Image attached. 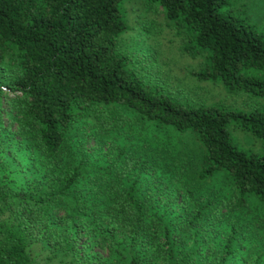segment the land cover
<instances>
[{"label":"trees","instance_id":"16d2710c","mask_svg":"<svg viewBox=\"0 0 264 264\" xmlns=\"http://www.w3.org/2000/svg\"><path fill=\"white\" fill-rule=\"evenodd\" d=\"M160 23L194 75L264 94L243 72L264 37L228 0H0V264H264V154L226 127L264 139V112L152 86L121 33Z\"/></svg>","mask_w":264,"mask_h":264},{"label":"rangeland","instance_id":"374dc122","mask_svg":"<svg viewBox=\"0 0 264 264\" xmlns=\"http://www.w3.org/2000/svg\"><path fill=\"white\" fill-rule=\"evenodd\" d=\"M228 2L233 11L245 15L264 37V0H228ZM127 4L128 7L129 4L131 6L137 5L129 2ZM136 9L131 13L136 14L138 10ZM124 15L128 20L126 10ZM152 15L157 22L161 21L160 10ZM158 26L160 29L155 30L153 27H148L138 30L136 28L134 32L130 30V33L128 31L121 33L122 41H124L127 48L145 50L146 75L152 86L166 91L180 102L211 104L227 110L250 111L259 109L264 112V94L253 93L242 87L228 85L220 78L206 79L194 75L192 71L199 70L204 65L205 59L203 57L199 58L202 54L195 56L187 54L183 49V45L187 41L181 32H178L173 26L164 27L162 23ZM243 72L264 77V66L249 67L244 69ZM226 127L231 141L238 148L246 152L264 154V139L262 137L240 126L234 119H230ZM172 130L161 128L158 132L169 135L172 139L177 138L179 143H182V145L180 144L182 147L187 145L185 148H193L190 145L196 142L194 138L190 139L187 135L184 136V133L182 134L177 129L172 128ZM186 140L190 145L185 144ZM208 184L215 186L220 183L218 179H214L209 181ZM248 205L250 206L248 219L252 220L253 215V219L256 217V220H259L255 213L259 208L258 201L251 200ZM42 256L43 254H38L36 258L42 261V259H45ZM49 262V264H60L56 259L51 258Z\"/></svg>","mask_w":264,"mask_h":264}]
</instances>
